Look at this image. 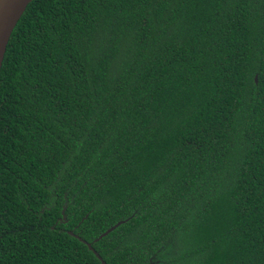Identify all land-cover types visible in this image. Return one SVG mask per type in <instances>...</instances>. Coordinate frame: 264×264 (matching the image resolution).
Here are the masks:
<instances>
[{"label": "trees", "instance_id": "16d2710c", "mask_svg": "<svg viewBox=\"0 0 264 264\" xmlns=\"http://www.w3.org/2000/svg\"><path fill=\"white\" fill-rule=\"evenodd\" d=\"M87 244L264 264V0L27 6L0 70V264H102Z\"/></svg>", "mask_w": 264, "mask_h": 264}, {"label": "water", "instance_id": "95a60500", "mask_svg": "<svg viewBox=\"0 0 264 264\" xmlns=\"http://www.w3.org/2000/svg\"><path fill=\"white\" fill-rule=\"evenodd\" d=\"M33 0H0V70L2 67V63L4 60L6 48L12 32L16 27L19 19L25 12L27 6ZM257 80V78H256ZM125 221H120L116 223L114 226L110 227L103 234H101L95 242L101 240L103 237H106L112 231L117 229L120 225L124 224ZM72 235V232H69ZM77 237V236H75ZM81 240V239H80ZM82 241V240H81ZM89 250L93 251L95 256L101 261L102 264H106L100 255L96 253L91 244H87Z\"/></svg>", "mask_w": 264, "mask_h": 264}]
</instances>
